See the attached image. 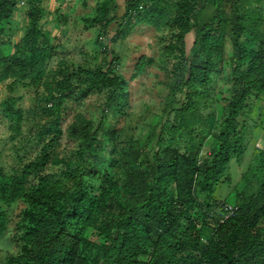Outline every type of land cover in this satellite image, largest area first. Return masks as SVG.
Here are the masks:
<instances>
[{
    "label": "trees",
    "instance_id": "trees-1",
    "mask_svg": "<svg viewBox=\"0 0 264 264\" xmlns=\"http://www.w3.org/2000/svg\"><path fill=\"white\" fill-rule=\"evenodd\" d=\"M18 1L0 0V84L9 80L10 93L1 113L14 139L28 115L43 120L34 159L9 174L0 169V240L9 228L7 211L23 205L10 237L17 250L0 264H264V148L233 185L232 203L216 198L232 184V162L242 161L264 129L251 113L252 102L264 96V0L98 3L88 21L99 28L97 38L112 32L108 42L122 41L140 20L161 33L162 50L174 60L161 112L135 147H122L120 131L105 124L128 106L127 82L115 69L119 58L70 68L41 29L46 0L21 1L27 21L12 44L4 37L11 33L6 28L15 29ZM226 45L233 48L228 62ZM53 58L56 68L48 71ZM147 60L140 56L135 69ZM222 76L231 94L218 101ZM17 85L43 87L41 103L17 107L21 97L11 95ZM93 92L104 99L97 121L77 116L65 130L76 146L61 157L56 149L67 101ZM48 166L58 169L45 172ZM225 205L233 207L227 217Z\"/></svg>",
    "mask_w": 264,
    "mask_h": 264
},
{
    "label": "rangeland",
    "instance_id": "rangeland-1",
    "mask_svg": "<svg viewBox=\"0 0 264 264\" xmlns=\"http://www.w3.org/2000/svg\"><path fill=\"white\" fill-rule=\"evenodd\" d=\"M19 0L18 2H21ZM47 1L40 6L43 11V18L40 20L42 31L47 34L50 41L56 45L57 50L65 54L68 59L70 68L72 66H86L93 68L97 64H101L106 60H110L112 56H117L119 62L116 66V72L121 74L127 82L126 93L128 106L124 110V115L119 117L117 121L111 116H107L105 124L114 125L120 131L119 143L124 147L126 144H131L134 147L138 141L142 143L151 129V126L161 112L165 103L166 89L165 85L168 81L169 72L174 60L166 55L162 48L163 43L160 42L161 33L156 31L153 26L145 24L140 20L132 22L131 30L122 41L108 42L109 37L97 38L99 28L96 25L90 26L89 20L96 15L98 3L102 0H52L51 7H47ZM14 14L15 29L6 28L4 38H9L12 44L16 43L22 36L25 25V7H18ZM119 8V7H118ZM117 8V11H119ZM115 9V8H114ZM210 9H205L203 15H208ZM119 13V12H118ZM110 15L112 12L110 11ZM136 19V18H135ZM112 31L115 29L112 25ZM111 30V29H110ZM162 35H164L162 33ZM105 40V44L101 43ZM186 50L188 51L193 42V34L186 35ZM106 48V53L102 54V50ZM12 51V47H8ZM145 56L152 60L146 61L142 70L135 69V65L140 56ZM233 55V48L226 45L225 59L228 62ZM227 67V66H226ZM56 64L53 58L47 64L48 71L55 70ZM229 72L227 67L224 75ZM9 80L3 81L0 84V103L10 95L7 89ZM218 86L221 91L216 93V99L220 101L222 97H228L230 86L225 84V78L222 76L218 80ZM43 87L32 88L22 87L17 85L12 96L21 97L17 102V107L24 110L35 108L41 103L38 95L42 93ZM103 93L93 92L88 93L78 98H71L67 101V107L62 113L61 128L64 135L60 138L59 147L56 149L61 156H68L75 148L76 141L68 139L65 130L77 116L85 117L97 121L100 114L99 108L103 102ZM223 105V103H220ZM252 116L256 118L255 124L264 128V96L252 102ZM22 125V134L15 139L12 138V133L8 127L6 120L0 108V169L6 174L13 170H19L21 167L33 160L38 154L40 144L36 137L38 131V123H42L40 116L28 115ZM241 121V118H240ZM250 124V123H249ZM254 123L251 122V126ZM104 139L105 135L100 134ZM248 140L252 134L248 132ZM208 142L202 149V154L208 152ZM253 148L247 153L240 163L232 162L229 173L232 177L230 186H222L216 192V198L222 200L226 198L228 203H232V195L228 196L233 185L239 180L240 175L246 165L251 160V156L256 150L264 148V129L258 135H255L251 146ZM58 167L48 166L45 172H55ZM202 199V195H199ZM23 209V205L19 202L15 203L8 211L9 224L7 234L4 239L0 240V261L4 260L8 253L17 250V242L10 239L13 232V225L18 220V214ZM200 210V207H197ZM95 239V238H94ZM97 240V239H96ZM100 243L103 241L98 240Z\"/></svg>",
    "mask_w": 264,
    "mask_h": 264
},
{
    "label": "crops",
    "instance_id": "crops-1",
    "mask_svg": "<svg viewBox=\"0 0 264 264\" xmlns=\"http://www.w3.org/2000/svg\"><path fill=\"white\" fill-rule=\"evenodd\" d=\"M123 1L124 0H117V7H123ZM53 1L52 0H48L47 1V7H51V3H52ZM210 3V2H209ZM24 5V3L23 2H20L18 5H17V7H22ZM206 7H209V6H206ZM18 10H20V8L18 9Z\"/></svg>",
    "mask_w": 264,
    "mask_h": 264
},
{
    "label": "built area",
    "instance_id": "built-area-1",
    "mask_svg": "<svg viewBox=\"0 0 264 264\" xmlns=\"http://www.w3.org/2000/svg\"><path fill=\"white\" fill-rule=\"evenodd\" d=\"M224 213H225V216H229L231 214H233V207L230 206V205H225L224 207Z\"/></svg>",
    "mask_w": 264,
    "mask_h": 264
}]
</instances>
